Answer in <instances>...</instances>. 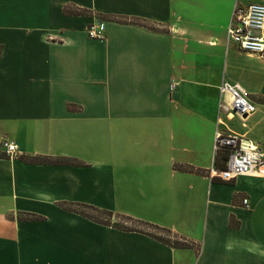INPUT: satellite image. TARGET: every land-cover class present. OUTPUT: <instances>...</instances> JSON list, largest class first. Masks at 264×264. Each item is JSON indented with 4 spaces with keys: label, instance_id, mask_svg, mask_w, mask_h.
<instances>
[{
    "label": "crops",
    "instance_id": "0c3cea01",
    "mask_svg": "<svg viewBox=\"0 0 264 264\" xmlns=\"http://www.w3.org/2000/svg\"><path fill=\"white\" fill-rule=\"evenodd\" d=\"M237 2L264 4L0 0V264H264V178L207 176L225 159L217 128L264 151V57L227 43ZM99 22L105 38H89ZM224 80L246 88L253 115L219 121ZM45 156L77 164L22 159ZM64 205L130 216L188 246Z\"/></svg>",
    "mask_w": 264,
    "mask_h": 264
},
{
    "label": "built area",
    "instance_id": "2783aa9c",
    "mask_svg": "<svg viewBox=\"0 0 264 264\" xmlns=\"http://www.w3.org/2000/svg\"><path fill=\"white\" fill-rule=\"evenodd\" d=\"M87 34L91 39H104V23L92 24L87 29ZM227 43L250 54L264 57V4H235L227 26ZM175 86L176 83H173L172 89ZM219 93V121L222 115L238 116L245 120L257 111L256 103L241 84L224 80L219 86ZM2 147L9 156L17 155V146L14 143L5 141ZM213 151L215 156L223 152L225 161L222 168L215 164L209 168V178L224 182L233 181L240 176L264 178V151L254 141L217 128ZM243 205L249 208V200L244 199Z\"/></svg>",
    "mask_w": 264,
    "mask_h": 264
},
{
    "label": "trees",
    "instance_id": "16d2710c",
    "mask_svg": "<svg viewBox=\"0 0 264 264\" xmlns=\"http://www.w3.org/2000/svg\"><path fill=\"white\" fill-rule=\"evenodd\" d=\"M75 14H80V10H76ZM119 21H127V20H123L120 19ZM225 158V157H224ZM23 161L26 163H32V164H61V165H76L77 162L75 160L72 159H53L51 157H22ZM224 160V159H223ZM225 161V160H224ZM216 166L218 168H222L224 167V163L222 165H218L216 164ZM224 182V181H223ZM73 207V206H72ZM70 206L64 205L63 208L67 209L69 211H73L76 212L88 219H91L93 221L99 222L101 224H105V225H112L114 226V224H109L111 223V221H109L108 219L111 218H115V217H120L122 218L125 222H130V223H135L134 226L132 227H128V226H121V225H115L114 227L120 230H124V231H137V232H141L143 234H146L150 237H152L153 239L166 244L168 246L171 247H177V248H182V247H187L188 244L185 241H182L180 238H178L176 236V234H174L171 230L166 229V228H162L159 227L157 225L148 223V222H144L142 220H137L134 219L130 216H126L123 214H114L111 211H107V210H103V209H99V208H95L93 206H88V205H76L75 208H72ZM82 208L84 209H89L93 212H95V214L98 215H90L86 212H84L82 210ZM103 216H105L106 218H102ZM34 219H39L37 217H33ZM109 222V223H108ZM141 226L146 227V229H142ZM158 231V232H156ZM166 234V235H164Z\"/></svg>",
    "mask_w": 264,
    "mask_h": 264
},
{
    "label": "rangeland",
    "instance_id": "374dc122",
    "mask_svg": "<svg viewBox=\"0 0 264 264\" xmlns=\"http://www.w3.org/2000/svg\"><path fill=\"white\" fill-rule=\"evenodd\" d=\"M82 210L84 211V212H86V213H88V214H90V215H92L93 214V216L94 215H98V214H95V212H93V211H91V210H89V209H84V208H82ZM102 218H106L105 216H103ZM107 219V218H106ZM109 221H111V223H109V224H114V226L115 225H123V226H128V227H132V226H134L135 225V223H130V222H125L122 218H120V217H115V218H113V219H111V218H109L108 219ZM141 228L142 229H146V227H144V226H141ZM147 230V229H146ZM156 232H158V231H156ZM164 235H166V234H164ZM167 236V235H166Z\"/></svg>",
    "mask_w": 264,
    "mask_h": 264
}]
</instances>
